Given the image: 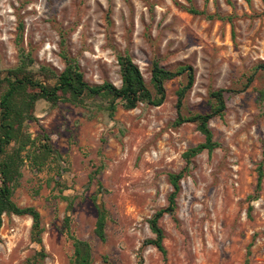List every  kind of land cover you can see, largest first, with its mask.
Segmentation results:
<instances>
[{"label": "rangeland", "instance_id": "374dc122", "mask_svg": "<svg viewBox=\"0 0 264 264\" xmlns=\"http://www.w3.org/2000/svg\"><path fill=\"white\" fill-rule=\"evenodd\" d=\"M19 22L35 69L63 70L62 32L90 85L119 88L116 56L127 54L151 91L153 61L191 69L182 116L207 113L216 90L226 111L209 122L218 148L191 160L174 215L159 221L163 257L142 246L154 239L148 221L167 205L168 175L204 141L195 124L175 126L185 75L165 83L159 107L124 110L116 101L113 116L99 99L37 101L22 124L28 141L11 199L38 211L41 244L30 238L29 217L4 214L0 264H72L74 239L89 244L92 264H264V71L256 69L264 65V0H0V76L18 64ZM96 204L107 212L103 243Z\"/></svg>", "mask_w": 264, "mask_h": 264}, {"label": "trees", "instance_id": "16d2710c", "mask_svg": "<svg viewBox=\"0 0 264 264\" xmlns=\"http://www.w3.org/2000/svg\"><path fill=\"white\" fill-rule=\"evenodd\" d=\"M197 14L195 11H191ZM23 23L17 26L15 46L18 52V64L12 69L5 70L0 76V226L2 215L26 216L32 221L30 238L36 244H41V218L37 210L32 207H19L11 199L12 183L17 176V169L21 160V152L27 146V141L22 137V124L33 119V109L35 103L44 100L51 105L66 101L74 104H82L86 99H99L106 103L104 111L109 116H113L116 111V101L121 102L124 110H133L138 104H146L153 107L162 105L165 99L164 85L178 77L185 75L186 84L177 91V119L175 126L185 123L195 124L197 130L203 136V143L190 148L183 154L185 167L178 173H170L168 182L171 192L167 199V205L155 212L148 221V226L154 239L143 242L144 246L154 247L163 257L165 250L162 245L164 238L163 230L159 226V221L165 216H173L176 210V199L180 192V182L185 173L189 171L191 160L203 151L213 152L218 148L214 142L209 122L214 118H221L225 111L224 91L216 90L209 94L213 104L205 114H195L184 117L180 113V108L186 94L191 90L194 83V76L187 66H178L175 69H167L153 61L150 65V84L152 91L148 89L139 68L133 63L131 58L125 55H117V65L119 68L120 87L116 88L108 82L99 85L88 84L83 77V73L75 60L67 51V41L60 32V52L59 57L64 64L60 73L48 66L33 68L35 62L29 53L22 48ZM256 69L264 71V65ZM246 87V86H244ZM264 102V92L261 94ZM46 141L48 138L43 136ZM11 147V153H7V148ZM47 151L49 146H43ZM262 181V166L258 168V178L256 193L260 191ZM96 207V222L94 235L100 242H105V227L107 212L102 205ZM106 264V258L103 259ZM72 264H92V253L86 241L74 239L73 241V262ZM138 264H143L139 258Z\"/></svg>", "mask_w": 264, "mask_h": 264}]
</instances>
